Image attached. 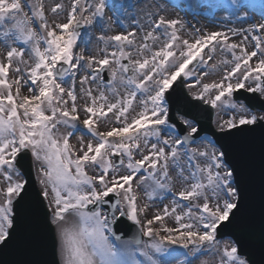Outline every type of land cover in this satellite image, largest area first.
<instances>
[{
  "label": "snow or ice",
  "instance_id": "1",
  "mask_svg": "<svg viewBox=\"0 0 264 264\" xmlns=\"http://www.w3.org/2000/svg\"><path fill=\"white\" fill-rule=\"evenodd\" d=\"M25 3L0 0V43L9 49L0 58V246L13 241L22 223L20 205L29 182L22 178L20 163L30 153L40 165L42 185L35 205L39 210L47 201L45 215L50 214L56 225L63 264H193V258L205 252L220 254L219 264H255L240 255L235 243L221 247L217 239L221 225L227 227L240 211L242 189L235 169L226 162L224 151L189 147L199 131L192 120L177 116L188 131L170 138L177 127L170 120L167 97L175 92L174 85L179 86L177 81L183 84L184 78L194 77L201 84L210 72L222 71L218 81L202 84L196 98L205 100L207 95L205 102L213 108L241 113L224 121L222 131L264 125V115L233 99L239 90L264 99V23L204 35L197 29L198 38L190 42L180 35L182 20L158 14L167 10L160 4L145 12L151 28L139 43L135 29L101 35L104 55L97 58L74 52L81 29L93 23L105 28L111 21L107 7L119 21L126 14L124 4L73 0L67 22L49 23L43 0ZM218 7L237 20L253 19L250 13L257 11L264 19V0L258 5L230 0ZM58 10H64L62 3L51 8L53 14ZM230 36L241 40L231 42ZM90 41L91 37L85 42ZM218 48L232 59L209 63ZM25 51L30 60L24 58ZM197 66H203L199 74ZM10 71L16 78H10ZM78 73L80 92L88 100L82 109L77 106ZM92 84H103L107 92L97 87L94 94ZM22 86L33 94L22 95ZM109 114L120 126L98 131L99 121H107ZM61 127L71 130L61 132ZM77 132L96 142L85 144L81 136L75 148L70 138ZM137 154L141 158L136 159ZM88 168L99 172L90 175ZM170 169L185 184L178 192ZM141 186L149 200L172 196L173 206L164 205L161 213L142 220L148 205L138 204L136 189ZM182 202L187 204L182 207ZM167 216L174 217L179 227H167ZM121 218L137 226L133 245L117 233ZM157 223L160 226L154 227Z\"/></svg>",
  "mask_w": 264,
  "mask_h": 264
},
{
  "label": "water",
  "instance_id": "2",
  "mask_svg": "<svg viewBox=\"0 0 264 264\" xmlns=\"http://www.w3.org/2000/svg\"><path fill=\"white\" fill-rule=\"evenodd\" d=\"M175 92L168 97L171 113L176 111L194 119L199 132L210 133L217 144L226 153V160L235 169L241 189L242 203L236 219L227 227L222 225L219 237H232L239 248L240 255L264 264V128L263 125L250 128L240 127L226 133L215 132L212 121L214 111L211 107L200 106V101H184L188 98L183 84L177 82ZM236 100H244L251 108L264 110V101L257 94L235 93ZM182 99V100H181ZM184 134V130L182 131ZM21 171L28 180L27 191L20 205L22 223L18 225L16 235L8 246H0V264H59L57 241L54 228L47 216L45 202L37 210L35 201L39 193L33 175L31 156L23 155ZM108 206L105 205V208ZM117 233H123L122 239L134 240L137 226L126 218L116 225Z\"/></svg>",
  "mask_w": 264,
  "mask_h": 264
},
{
  "label": "rangeland",
  "instance_id": "3",
  "mask_svg": "<svg viewBox=\"0 0 264 264\" xmlns=\"http://www.w3.org/2000/svg\"><path fill=\"white\" fill-rule=\"evenodd\" d=\"M72 2L73 0H43L45 6V14L48 17L49 23L67 22V17L71 9ZM229 2L230 0H126V2L122 3L126 6V14L120 16L118 21L117 16L113 12L112 8L107 7L105 9V14L107 17H111V21L108 22L106 24V27L103 29L98 23H93L87 28H84L85 30L84 34L77 41V44L74 48V52L77 54L82 52L85 56L94 55L97 58H103L104 52L102 51V49H104L105 45L102 41L98 39L99 36L101 35L111 36L119 33H127L133 31L134 29L136 32L137 42L139 43L140 38L144 35L146 31L150 30L151 28V25L149 23L148 17L145 15V12L149 10H154L155 6H158L160 4L165 5L167 10L165 12L158 14H163L168 19L179 18L180 20H182L184 22V27L180 30V35L182 38L188 39L190 42H193L195 39L198 38V34L196 32L197 29H199V35H204L208 32H213V31L228 32L229 29L247 28L252 23H264V19L261 18L258 11L250 13V15L253 16V19H249L247 21H241V20H237L235 17H232L227 10L218 7L219 5L227 4ZM249 2L258 5L261 2V0H249ZM22 3L25 2L22 0ZM57 3H62L64 5V10L63 11L58 10L57 14H53L51 12V8L54 7L55 4ZM25 11L29 13V16H31V11L27 8L26 3H25ZM85 15H87V13H85ZM32 26L36 28L37 31H40V29L36 27L35 21H33ZM89 37H91V41L90 43H86L85 41L88 40ZM230 40L231 42L239 43L241 37L230 36ZM15 46L22 47V45L20 44H16ZM8 50L9 49L3 43H0V58H3L4 54H6ZM108 50L112 51L113 49L111 46H109ZM248 50L249 51L253 50V42L251 41V36L249 37ZM207 51L208 50L205 49V52ZM24 58L26 60H30V55L27 51H25ZM224 58H227L228 60L232 59L231 55L226 54L225 52L221 51L218 48L215 53L214 61H210L209 63L218 62L219 60ZM202 67L203 66H197L196 71L198 74L201 72ZM21 75H23V73H21ZM9 76L10 78H16L17 74L10 71ZM222 76H223L222 71L210 72L208 76L202 79L201 84H196L194 77H186V82H187L186 85L188 92L191 94L193 98H196L199 92L201 91V87L203 83L218 81ZM79 78H80V74L78 73L76 77L77 97H78L77 106L78 108L82 109L83 105L87 103L88 100L80 92ZM21 83L23 85V81H21ZM188 85H192V87H188ZM64 86L67 88L69 84L66 83ZM97 87L107 92V89L104 88L103 84H92L94 94H96ZM21 94L31 95L33 93L29 92L28 86H22ZM109 98L112 99L111 96ZM137 99L139 100L140 97L138 96ZM206 99H207V95L205 96V100ZM205 100H203V102H205ZM235 102L237 104H243L241 102H237V101ZM215 110H216V114L214 118V126L219 131L221 130V125L223 124L224 121L230 119L233 116L239 118V116L241 115L239 111L230 108H215ZM252 111L257 113L258 115H264L262 112L258 110H252ZM134 114L135 113H130V117L131 115ZM84 118H85L84 112L81 111L80 112L81 122ZM119 126L120 125L116 123L114 119L111 118V114H109L108 120L99 121L97 127H98V131L104 132L110 130L111 127H119ZM70 130L71 129L64 127L60 128V131L65 133ZM172 135L179 136L177 134V131L175 134H171L170 138H172ZM81 136H83L85 144L91 140V137L85 135L84 133L77 132L73 137L70 138V143L75 148H79V144H80L79 137ZM91 142L95 143L96 141L91 140ZM189 147H198L201 150L207 147L209 151H211L212 148H215L216 150L220 151V149L216 147V145L214 144L213 139L207 135L203 136L199 140H195V143L190 144ZM181 151H183V148L181 149ZM143 154H147V149L144 150ZM135 158L139 159L141 158V156L137 154ZM201 163H204V161H201ZM33 164H34L35 176L38 181V186L40 191H42V185L39 183V179H38V175H39L38 168L40 167V165L38 162H34V158H33ZM87 171L89 172L90 175H94L99 172L98 169L93 170L91 168H88ZM170 172L174 177V191L178 192L182 190L185 187V184L175 179V170L170 169ZM121 174H126V173H124L121 170ZM133 186L136 187L135 181H133ZM136 190L138 193V204L140 206H143L145 204L148 205L146 212L141 216L142 220L151 219L154 215L161 213L163 211L164 205H168L169 208L173 206L172 196H166L163 200L161 199L149 200L145 193V188L143 186L137 188ZM200 203H203V201H200ZM185 205L186 203L182 202V207ZM180 210L181 209H178V211ZM69 219H72V217H69ZM164 224L167 227H171V228L179 227L178 223L174 220V217L172 216L165 217ZM53 225L55 226L57 232L56 225L55 224ZM159 226H160L159 223L154 225V227H159ZM147 239H148L147 237H144V240ZM218 241L221 242L220 245L221 247H223L224 244H228L229 246L233 244V242L230 241L229 239H223ZM125 243L129 245H133L130 242H125ZM59 248H60V244H58V255H59L60 263L63 264V260ZM178 251L184 252L187 250L178 249ZM179 259H183V257H180ZM219 260H220V254L214 252H205L203 254H199L198 257L193 258V264H204V262H206V264H219Z\"/></svg>",
  "mask_w": 264,
  "mask_h": 264
}]
</instances>
